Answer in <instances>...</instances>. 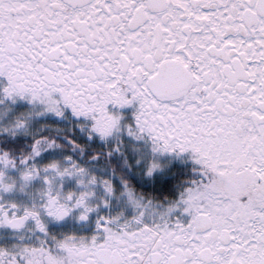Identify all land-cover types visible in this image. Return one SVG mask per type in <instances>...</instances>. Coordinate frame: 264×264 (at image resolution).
I'll return each instance as SVG.
<instances>
[{
    "label": "snow or ice",
    "instance_id": "6c2138e0",
    "mask_svg": "<svg viewBox=\"0 0 264 264\" xmlns=\"http://www.w3.org/2000/svg\"><path fill=\"white\" fill-rule=\"evenodd\" d=\"M0 264H264V0H0Z\"/></svg>",
    "mask_w": 264,
    "mask_h": 264
}]
</instances>
